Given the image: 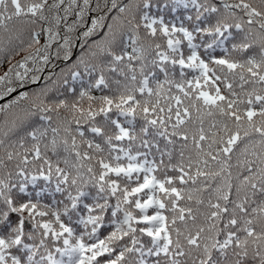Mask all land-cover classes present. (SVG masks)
<instances>
[{
  "label": "snow or ice",
  "instance_id": "1",
  "mask_svg": "<svg viewBox=\"0 0 264 264\" xmlns=\"http://www.w3.org/2000/svg\"><path fill=\"white\" fill-rule=\"evenodd\" d=\"M5 65L0 264H264V0H0Z\"/></svg>",
  "mask_w": 264,
  "mask_h": 264
},
{
  "label": "trees",
  "instance_id": "2",
  "mask_svg": "<svg viewBox=\"0 0 264 264\" xmlns=\"http://www.w3.org/2000/svg\"><path fill=\"white\" fill-rule=\"evenodd\" d=\"M20 57H18L17 59H19ZM6 68H7V65H5V67H4V69H0V74H2L3 73V71H5L6 70Z\"/></svg>",
  "mask_w": 264,
  "mask_h": 264
}]
</instances>
